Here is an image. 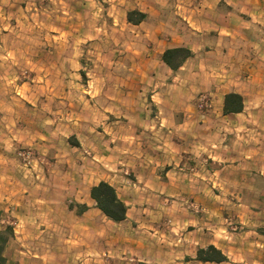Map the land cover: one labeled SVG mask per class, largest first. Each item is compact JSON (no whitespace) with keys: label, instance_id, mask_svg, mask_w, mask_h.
Returning a JSON list of instances; mask_svg holds the SVG:
<instances>
[{"label":"crops","instance_id":"0c3cea01","mask_svg":"<svg viewBox=\"0 0 264 264\" xmlns=\"http://www.w3.org/2000/svg\"><path fill=\"white\" fill-rule=\"evenodd\" d=\"M20 1L0 0V26L5 25L0 28V58L6 62L22 54L34 73L19 78L14 64L10 77L0 71V84L14 88L3 117L10 125L0 147L11 155L16 142L30 144L38 153L52 150L48 146L56 150L51 152L53 163H38L29 171L28 194L12 193L7 211L15 218L14 236L4 248L6 264H264V0H171L168 5L160 0H121L126 7L123 23L135 33L113 29L118 38L130 37L126 55L133 62L124 69L128 75L114 85L89 81V87L106 89L92 125L74 116L80 96L71 97L66 89L83 86L77 79L83 69L79 45L92 40L95 29H105V21L98 24L100 19L90 9L101 5L100 0L70 2L82 9L83 16L58 17L70 20L74 33L57 30L51 35L52 49L45 47V33L29 38V44L23 42V48L12 47L24 40L13 30L15 23L30 19L15 16ZM163 6L170 9L166 16L156 12ZM132 10L147 14L146 18L137 24L128 22ZM80 30L85 37L76 33ZM181 46L193 55L172 70L162 54ZM31 55L53 56L54 62L31 66ZM112 87L132 88L127 97L117 99L118 115L110 109ZM199 91L211 95L212 108H197L194 94ZM228 93L241 97L240 111L223 112ZM52 94L58 98L49 113L57 114L54 118L40 105L48 104ZM57 118L70 126L73 139L72 144L65 140L68 146L59 140L62 148L54 139L45 141L36 127L40 121L53 124ZM56 134L55 130L51 137ZM190 135L198 145L188 146ZM7 156L1 158L6 167L11 161ZM189 159L195 163H188ZM189 164L196 170L191 172ZM102 180L116 188L127 206L126 218L120 222L108 219L89 195L90 187ZM80 183L86 184L82 198L75 187ZM62 184H71L69 192ZM68 195L85 204L86 210L70 209L64 202ZM174 197L236 201L230 215L238 225L224 228L219 208L195 213L175 207ZM251 219L257 223L248 225ZM34 241L48 249L32 253ZM16 244L23 246L18 250L22 255L10 259L8 251ZM209 245L228 259L196 260L197 249ZM51 247L54 255H48Z\"/></svg>","mask_w":264,"mask_h":264},{"label":"rangeland","instance_id":"374dc122","mask_svg":"<svg viewBox=\"0 0 264 264\" xmlns=\"http://www.w3.org/2000/svg\"><path fill=\"white\" fill-rule=\"evenodd\" d=\"M63 1V3L61 2ZM72 0H21L18 2V5L15 9L16 13L15 16L17 18H21V15L24 16H29L30 19L28 22L24 21L21 24H17V22L14 25V31L17 33H21L24 37L20 39L17 43L14 42V45H12L13 48H23L24 45L22 44L23 42H30L29 38L38 35L39 33L41 34H47V39L45 40L46 42V48L47 49H52L54 46V38L51 36L56 33L57 30H62L64 33H70L71 31L74 33L72 28L74 26H71V21H67L66 19L60 20L58 17H67L70 16L71 14L74 15H82V9L77 8V7H72L70 5V2ZM121 1V0H120ZM163 1L162 3L166 2L167 3L164 5H168V3L171 2V0H160V2ZM101 5H97L95 7L90 8L91 11H95L94 17H97L100 19V21H97L98 24H103L105 21L104 30H97L95 29L94 32H91V36L94 38L92 40L85 41L79 45V51L81 53V61L80 65H82L83 69L79 71V74L77 76L78 81L83 85L79 89H72L68 88L66 90H71V97H78L80 98L76 102V107H74V116L78 117L79 121L89 123L91 122V125L93 122H97L95 120L98 119V112L101 110V101L102 99L100 97H103V90H106L100 86H88L89 81H95V80H100V81H107L110 82L111 85H114L113 83H116V80L119 78H123L126 75H128L127 71L124 70L127 65H131L133 62V58L127 56L126 54L128 53L126 48L128 44L126 42H130V37H122L118 38V33L113 29V28H120L121 30L125 31L128 34H134L135 32L131 30L129 26L124 25L123 23V16H124V11L126 10L124 2H119V0H105L102 2L100 0ZM64 4V7H61L60 5ZM161 5V4H160ZM170 9L166 6H163L159 9L156 10L157 14L166 16L169 14ZM167 12V13H166ZM99 13V14H98ZM145 14V13H144ZM147 15V14H146ZM146 18V17H145ZM103 20V21H102ZM114 21H116V24ZM102 22V23H101ZM5 25H1L0 28ZM99 26V25H97ZM76 27H78L76 25ZM124 27V28H123ZM10 28V27H9ZM8 28V29H9ZM137 30V29H135ZM81 31V30H80ZM78 33H83L85 37V32H76ZM80 35V34H79ZM131 36V35H130ZM133 37V36H131ZM37 38V37H36ZM121 39V40H120ZM107 40V42H106ZM26 44V45H28ZM11 46V44H9ZM24 56L21 54H16L15 56L8 57V60L6 62L3 61V58H0V64H7L6 68L0 67V71L2 72V76L5 75L6 77H10L11 75L14 74V72H11V65L14 64L17 76L19 78L26 77L30 74L34 73L33 71L29 70V64H25L23 62ZM29 60L32 62L30 65H34L35 63L39 64H44L47 63V65H50L54 62V57L53 56H35L31 55L29 57ZM9 65V66H8ZM53 75V73H50ZM132 89V88H131ZM130 88H120V87H112L110 88V92H108L111 95V100L113 103L110 104V109L112 112L116 113L118 115V100L119 97H126L130 93ZM124 91V92H123ZM40 92H37L35 94V98L38 99V106L39 102L41 101V94ZM208 94L207 91H199L194 94L195 96V102L197 99V96L199 94ZM48 94V92H47ZM78 94V95H76ZM14 95V88L6 85H1L0 84V140L1 139H6L4 136L5 131L8 129L9 121L7 119H3L4 116H6L7 109L10 107L11 102H12V96ZM40 95V96H39ZM75 95V96H74ZM52 99L48 104H42L46 112L49 110L51 112H48V115H51V117L57 116V114H49L52 113L55 109L56 101L58 98L55 97V95H51ZM43 97V96H42ZM88 98H92V101L87 102ZM43 99V98H42ZM45 102V101H44ZM197 106V102H196ZM41 107V106H39ZM67 108L68 105L63 104V108ZM198 108V106H197ZM212 108L211 106L208 108ZM199 109V108H198ZM207 109V110H208ZM201 110V109H199ZM205 111V110H203ZM59 115V114H58ZM64 117H66L64 115ZM45 118V117H44ZM46 119V118H45ZM44 119V120H45ZM52 123L48 121H40V124H36V127L38 130V133L40 136L45 137L48 140V143L52 142L54 139L55 142L59 140L66 145L65 141L66 139L70 144H72L73 139L71 136L70 132V126L65 125L66 123L63 121L57 120L52 121ZM94 127V126H93ZM56 130V135H54V138L51 137V133H53ZM61 137V138H60ZM63 138V139H62ZM192 140H189V139ZM188 139V146L192 147L191 145H195L193 140L195 139L194 136H187ZM63 140V141H62ZM197 142V140H195ZM1 143V142H0ZM16 145H13L14 147V154L11 155V153H4L2 148L0 147V228H3L5 225L10 224L13 225L14 227V220L15 218L7 211V208L10 207V202L12 193L19 191L18 193L21 194H28L30 192V183L28 181L29 179V171H33V167L35 165L39 164H49L55 161L54 155H51V152L53 150H56L53 148L54 146H48L49 149L52 150H47V151H40L41 153H38L37 148L30 144H21L20 142H16ZM62 143H59V147L62 148L64 145ZM52 144V143H51ZM3 145V143H2ZM198 145V144H197ZM68 146V145H66ZM48 147L46 149H48ZM29 150L32 152V162L30 165H24L21 157L18 155V152L21 150ZM5 150V149H4ZM44 153V154H42ZM8 155V156H7ZM15 155V156H14ZM193 155V154H192ZM4 156H7L8 161H10L9 168L6 167V164L1 161V158ZM13 158V159H12ZM15 160V161H14ZM188 163H195V160H187ZM12 164L13 167H10ZM20 165L21 167L15 168L14 166ZM190 165V164H189ZM24 169H23V168ZM196 166L195 165H190V170L191 172L194 170ZM61 167L59 166L56 170H60ZM196 170V169H195ZM194 170V171H195ZM66 172V171H64ZM71 169L67 171L69 180L72 177ZM5 177V178H4ZM15 178V180H14ZM9 181V183H7ZM120 182V181H119ZM115 184V183H114ZM119 184V183H118ZM63 185V188L65 192H69V187L71 184L68 185ZM117 185V184H116ZM77 186V187H76ZM86 184L80 183L78 185H75L76 189L79 190V194L81 195L80 197L82 198V191ZM74 188V187H72ZM9 200L8 201V198ZM174 200L175 207H185L195 213H199L202 211L203 208H219L221 213L223 214V220H225L223 226L229 225L232 227H235L238 225L237 222H235L236 217H232L230 213H234V207H235V202L236 201H230V200H205V201H196L195 199L192 198H184V199H178V198H171ZM19 201H21L20 198H18ZM68 205H72L77 211L78 209L80 210V207L77 206V204H80L74 200V196H66V199L64 201ZM170 202V201H169ZM247 202V201H246ZM10 211V210H9ZM232 211V212H230ZM60 220L63 222H69L64 217H61ZM252 220V219H251ZM251 223H257L252 220V222H248V225H252ZM59 232H53V235H56L57 238L59 237L58 234ZM37 234V233H36ZM49 236H46L48 238ZM62 238V236H61ZM39 240V239H38ZM52 240V239H51ZM37 241V240H36ZM59 241V238L57 242ZM35 243L31 248L30 251L32 253H38L41 250H46L48 248H39L37 242ZM50 241H48L47 244H49ZM52 244V242H51ZM59 244V243H57ZM59 246V245H57ZM22 250L23 246L20 244H16L13 248L11 247L8 251L10 259H14L12 256L17 257L19 255H22L18 253V250ZM50 251H48V255H54L56 253V250L51 247L49 248ZM58 253V252H57Z\"/></svg>","mask_w":264,"mask_h":264},{"label":"trees","instance_id":"16d2710c","mask_svg":"<svg viewBox=\"0 0 264 264\" xmlns=\"http://www.w3.org/2000/svg\"><path fill=\"white\" fill-rule=\"evenodd\" d=\"M146 14L138 10H132L127 13V21L133 24H137L143 21ZM193 52L187 47H173L166 49L162 54L163 62L172 70H177L183 62ZM242 109L241 97L236 93H228L224 98L223 112H238ZM89 195L97 207L108 219L114 222H120L126 218L127 206L119 198L116 188L107 181H99L92 185L89 189ZM80 210H86L85 204H77ZM70 209L74 207L68 205ZM261 231V230H260ZM264 234V230L261 231ZM14 236L13 225L7 224L3 228H0V264H6V257L4 256V248L10 238ZM196 260L202 262H222L228 258L222 251L213 245L207 247H200L196 251Z\"/></svg>","mask_w":264,"mask_h":264},{"label":"built area","instance_id":"2783aa9c","mask_svg":"<svg viewBox=\"0 0 264 264\" xmlns=\"http://www.w3.org/2000/svg\"><path fill=\"white\" fill-rule=\"evenodd\" d=\"M196 102H197V106L199 109L201 110H207L211 104H212V101H211V95L208 93V94H199L197 96V99H196ZM18 155L21 157L24 165H30L31 162H32V152L29 151V150H21L18 152Z\"/></svg>","mask_w":264,"mask_h":264}]
</instances>
